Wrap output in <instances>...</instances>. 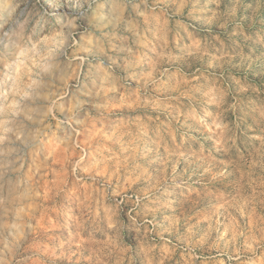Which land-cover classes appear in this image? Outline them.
I'll use <instances>...</instances> for the list:
<instances>
[{
	"label": "rangeland",
	"instance_id": "1",
	"mask_svg": "<svg viewBox=\"0 0 264 264\" xmlns=\"http://www.w3.org/2000/svg\"><path fill=\"white\" fill-rule=\"evenodd\" d=\"M0 264H264V0H0Z\"/></svg>",
	"mask_w": 264,
	"mask_h": 264
}]
</instances>
